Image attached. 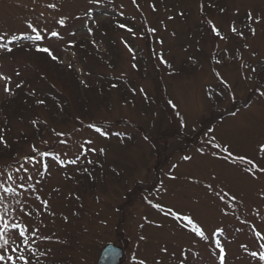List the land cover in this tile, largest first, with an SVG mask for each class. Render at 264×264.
<instances>
[{
  "label": "rangeland",
  "instance_id": "obj_1",
  "mask_svg": "<svg viewBox=\"0 0 264 264\" xmlns=\"http://www.w3.org/2000/svg\"><path fill=\"white\" fill-rule=\"evenodd\" d=\"M248 12L264 18V0H0V33L31 34V22L62 37L46 36L44 45L63 63L36 52L30 41L10 44L12 53L0 50V74L14 93L7 96L0 80V135L7 142L0 144V215L52 237L35 240L31 264H97L109 244L123 249V264H153L154 258L178 264L173 253L185 264H220L219 250L210 244L217 238L226 264H264L251 255L264 252V240L255 235L264 236V175L251 179L244 166L211 155L217 150L207 145L215 136L264 167V152H257L264 143V19L252 25L253 37L245 27ZM233 21L245 39L229 31ZM209 22L225 39L210 31ZM89 139L93 143L81 149ZM32 145L51 155L41 157ZM186 155L192 159L183 160ZM30 158L47 163V172ZM21 165L28 171H16ZM84 168L91 176L80 174ZM208 183L242 201L234 215L221 213L224 205ZM9 187L14 192H4ZM37 195L48 201L47 211ZM145 197L191 214L209 234L223 231L201 241Z\"/></svg>",
  "mask_w": 264,
  "mask_h": 264
},
{
  "label": "snow or ice",
  "instance_id": "obj_2",
  "mask_svg": "<svg viewBox=\"0 0 264 264\" xmlns=\"http://www.w3.org/2000/svg\"><path fill=\"white\" fill-rule=\"evenodd\" d=\"M133 4H136V0H132ZM48 8L56 9L57 5L54 3H49L46 5ZM151 8L153 11H156V6L153 4L151 5ZM201 10L203 11V5H201ZM43 15V14H41ZM182 16L183 13H180ZM171 19V17H170ZM260 17H253V14L251 12L247 13V20L248 22L245 24V27L248 30V33L255 37L257 35V29L253 27V24H259L261 22ZM57 23L61 26L64 27L66 20L64 17H60L57 20ZM210 23V31L214 33L216 37H219L221 40L225 39V36L222 35L221 30L215 25ZM120 28H127L126 25L120 24L118 25ZM26 28L30 30L31 34H21V35H15L12 34L9 36L8 33L2 32L0 33V50L6 51L8 53L13 52V47H10V44H13L15 42H22V41H30L32 42V46L34 47L36 52L44 53L50 58L52 61L57 62V63H63V61L60 60V57L55 54L54 50L52 47L44 45L46 36L48 39L51 38H56L57 40L62 39L60 32L51 30L47 28L46 26L41 27L40 25H34L31 22L26 23ZM129 32H132L133 30L131 28H127ZM148 32L155 33L156 29L149 27L147 29ZM229 31L238 36L241 39H245V33L244 31L240 30L237 26L235 21H233L229 25ZM89 32H91V29H89ZM134 34V33H133ZM95 43V42H93ZM161 44H163V41H160ZM69 47H74V43H70L68 45ZM125 47L128 48V51L132 53L133 59L135 60L136 54L135 51L125 43ZM32 48H27L26 51H31ZM158 55V54H157ZM158 59L160 60L161 63L167 65L168 62L163 58L162 55H158ZM219 63V61H217ZM171 67V65H168ZM69 68L72 67L71 64L68 65ZM133 68H136L137 65L133 64ZM0 80H3L5 82L3 92L11 97L14 93L9 87L8 80L9 78L6 75L0 74ZM83 83V81H82ZM16 88L21 87L19 83L15 85ZM112 87H117L116 84H113ZM135 91V90H133ZM141 92H144V89H140ZM35 95V93H33ZM261 95H264V93H261ZM38 104L43 105L45 103L44 100H38ZM168 104H170L173 108L176 107V105L169 100ZM179 115V113H177ZM33 124H36V121H33ZM88 128L94 129L95 132L100 133L103 136H107V132L102 131L100 127H96L94 124H89ZM3 129H0V132H2ZM54 131V130H53ZM79 131V129H77ZM58 136H63L65 135L64 133H57ZM61 143H66V141L61 140ZM93 142L92 140H85L81 145L80 148L83 149L84 145H91ZM0 144H3L5 147H7V142L4 140L3 135H0ZM227 142L224 144L218 142L215 138V136L210 137L207 140V145H209L212 149H216L217 151H214L211 153V155L223 159L224 161L232 164L233 166H244L241 168V171L246 175L249 176L251 179L256 180L259 178L260 175H264V167H262L259 163H257L256 159L249 158L246 155H240V154H234L233 151L230 150V146H226ZM92 152H96V148H91L90 149ZM32 151L38 152L41 157H47L51 155V153L44 151L40 152L39 149L36 148L35 145H32ZM99 153L101 155L105 154V149L100 148ZM201 153L204 154V148L202 147L200 149ZM257 152H264V143L260 144L259 148L257 149ZM32 159L33 163H42V167L44 168V171L47 172L48 169V164L43 163L41 161H36L34 158ZM56 160H59V157H55ZM79 157L76 159H71L68 161L70 164H76L77 160ZM185 161H189L192 159L190 156H184L182 158ZM264 159V158H261ZM60 164L63 165L64 161L59 160ZM88 164L91 165L93 164L92 160H88ZM102 167V165H101ZM175 167V165L173 166ZM21 168H23V165L20 166V168H17L16 171H20ZM23 171L27 172V168H23ZM39 171V170H37ZM87 173L89 176H91V173L88 171L87 168H84L80 174L83 175ZM43 175L44 173H40ZM177 177L176 176H171L172 180H175ZM7 179L11 180L12 176L11 174H8ZM23 180V177L20 178ZM32 179L31 176L28 177V180L30 181ZM71 179V177H69ZM94 179V177H93ZM215 179V177H213ZM199 182V181H195ZM21 187H24L23 184L20 185ZM205 187L214 195L218 198L220 202L224 205L220 209L221 213L223 215H234L235 211L233 206L242 203L241 200L238 199L237 195L232 192L230 189L228 191H225L223 187L214 189L211 183H208L205 185ZM4 192H14V189L9 187V188H4ZM261 197L264 198V191L260 193ZM36 200H41L40 196L35 197ZM147 200V197L144 198ZM147 202L155 208L158 212L163 213L166 217H171L174 221L180 222L179 226L182 227L183 229L188 230L190 233L194 234L196 237H198L201 241H210V236L218 237L222 233V229L217 227L212 231L211 234L207 233L205 228L201 225V223L194 218L191 214H188L187 212H184L182 209L177 208L174 205H162L160 203H153L151 200H147ZM41 203L44 206V209L47 211L48 210V201L47 200H41ZM229 209H232L230 212ZM27 215H31V213H27ZM65 220H67V217H64ZM145 219H147L145 217ZM158 227L160 225H157ZM143 227V225H141ZM15 230V231H13ZM40 229L37 227L35 230H30L29 228L25 227L23 224L20 223H15V222H9L4 215H0V264H31V257L35 255V251L32 250V244L35 242L36 239H41V240H50L52 237L50 236H39ZM255 235L260 237L261 240H264V236L261 235L259 231L255 232ZM14 237V238H13ZM141 240H146V237L141 236ZM19 240L20 243H16V241ZM210 244H214V247L219 250L218 252V257L220 264H226V251L225 248L221 242L220 239H215L210 241ZM260 248H264V244L259 245ZM24 249L28 250V254H24ZM50 251V250H49ZM160 252L163 254H168V248L167 247H161ZM47 253H41V255H46ZM251 255L253 257L258 256L259 260H264V252H252ZM171 258L174 260L178 261V264H185V259L182 257H177L174 253L171 254ZM138 264H147V259H139ZM153 264H162L161 260L159 258H154Z\"/></svg>",
  "mask_w": 264,
  "mask_h": 264
},
{
  "label": "water",
  "instance_id": "obj_3",
  "mask_svg": "<svg viewBox=\"0 0 264 264\" xmlns=\"http://www.w3.org/2000/svg\"><path fill=\"white\" fill-rule=\"evenodd\" d=\"M123 257V250L111 244L102 250L97 264H122Z\"/></svg>",
  "mask_w": 264,
  "mask_h": 264
},
{
  "label": "trees",
  "instance_id": "obj_4",
  "mask_svg": "<svg viewBox=\"0 0 264 264\" xmlns=\"http://www.w3.org/2000/svg\"><path fill=\"white\" fill-rule=\"evenodd\" d=\"M54 62V61H53Z\"/></svg>",
  "mask_w": 264,
  "mask_h": 264
}]
</instances>
